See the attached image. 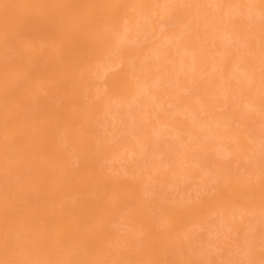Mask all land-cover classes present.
<instances>
[{"label": "bare ground", "instance_id": "6f19581e", "mask_svg": "<svg viewBox=\"0 0 264 264\" xmlns=\"http://www.w3.org/2000/svg\"><path fill=\"white\" fill-rule=\"evenodd\" d=\"M0 264H264V0H0Z\"/></svg>", "mask_w": 264, "mask_h": 264}]
</instances>
